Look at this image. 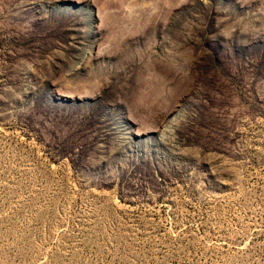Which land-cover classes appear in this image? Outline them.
Wrapping results in <instances>:
<instances>
[{"label":"rangeland","instance_id":"obj_1","mask_svg":"<svg viewBox=\"0 0 264 264\" xmlns=\"http://www.w3.org/2000/svg\"><path fill=\"white\" fill-rule=\"evenodd\" d=\"M0 264H264V0H0Z\"/></svg>","mask_w":264,"mask_h":264}]
</instances>
